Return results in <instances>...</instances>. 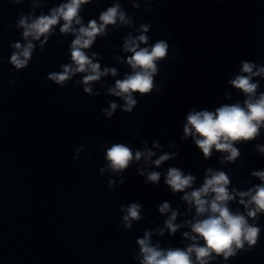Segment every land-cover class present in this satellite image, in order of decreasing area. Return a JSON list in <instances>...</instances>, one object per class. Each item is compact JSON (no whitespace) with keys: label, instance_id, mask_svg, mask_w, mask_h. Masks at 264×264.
I'll list each match as a JSON object with an SVG mask.
<instances>
[{"label":"clouds","instance_id":"1","mask_svg":"<svg viewBox=\"0 0 264 264\" xmlns=\"http://www.w3.org/2000/svg\"><path fill=\"white\" fill-rule=\"evenodd\" d=\"M12 2L20 4L22 0H12ZM89 2L90 0H68L67 3L54 7L50 15H41L34 19H31L30 15L20 14L16 26L23 29V38L27 43L22 45L17 42L12 45L16 49L10 57L14 70H22L29 64L35 47L32 41H41V47H43L53 32L54 26L60 24L62 20L63 24L59 31L63 34L72 33L75 36L70 45L71 63L62 65L63 70L60 72L49 73L46 79L54 82L59 88H64L73 76L81 73L84 75L77 83L83 85V92L89 96L99 95L98 92H93L92 84L109 73L116 76L117 70L115 68L101 70L100 64L93 62L97 54L92 53L90 57L85 50L93 45L98 35L106 34V26H115L117 21L120 24H130L131 21L121 10L120 4H115L100 13L99 23L92 19L88 21L87 26H84L80 16L81 6ZM73 25H79V27L75 28ZM149 28V24H141L140 35L125 38L124 51L132 53L127 59L132 74L126 75L122 80H116L115 86L108 89L109 94L124 100L122 110L127 113H131L138 103V100L133 97L134 93L146 95L154 88L156 91L160 90L154 84V77L159 71L157 62L163 61L168 56L169 44L164 39H160L150 46L140 47L141 44L148 45L149 37L145 33L149 31ZM41 37L44 39L41 40ZM241 72L244 75L236 76L230 83L235 89L244 93L246 98L243 105L237 102L223 105L214 112L192 111L187 115L182 139L191 136L205 159L211 156L213 150H216L228 154L221 157L222 161L234 162L241 155L234 144L254 140L264 127V92L257 97L259 84L252 82L253 77L264 75V66L258 67L255 63L242 61ZM15 83L16 80L12 79L9 81V86ZM117 107L116 102H110L109 108L103 110L104 114L109 118L112 117ZM83 147L81 145L75 150L74 160L79 159V153ZM153 147H160V145L154 143ZM257 147L260 153L264 154V147L259 145ZM176 155L177 153H164L152 163L159 167ZM153 156L155 153L148 148L133 151L123 143H115L107 149L105 159L108 161V168L120 173L133 161H140L143 158L147 162ZM88 159L91 160V157ZM100 172L102 174L104 168H101ZM143 174L141 172V175ZM251 175L264 182V171H254ZM160 178V172L150 171L147 173L146 183L156 184ZM195 179V176L185 175L177 167H170L164 182L175 193L185 192L186 189L191 188ZM230 183L229 175L225 171H214L208 168L202 186L190 193L185 192L182 197L189 205L194 206L196 213L195 222L186 221L191 227V233L195 235L183 233L185 238L192 241L191 245L186 249L165 250L159 244H152V233L146 230L143 238L136 241L139 245V257H142L140 264H209L211 260L220 256L227 261L230 257L237 255V250L252 251L253 246L258 244L261 227L250 224L248 218L255 219L258 213H264V183L246 192H236L235 189L230 192L228 187ZM113 185L114 181L109 180L108 188L111 189ZM237 196L240 197L239 203L246 210L247 218L239 210L233 212L228 206V202L233 201ZM140 208L139 203H132L127 208L121 206V210L126 213L122 220L126 229L132 227L133 220L141 219ZM169 210L170 205L167 202L159 207V212L162 214ZM177 215L176 211H172L165 221V227L171 234L176 233L180 227L174 223ZM160 234L163 235V230H160ZM199 240L203 241V245L198 243ZM245 244L248 245L247 248Z\"/></svg>","mask_w":264,"mask_h":264}]
</instances>
